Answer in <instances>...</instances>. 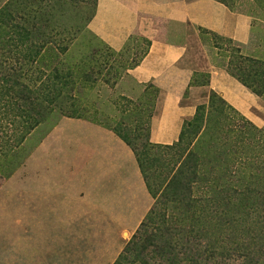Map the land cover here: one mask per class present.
I'll return each instance as SVG.
<instances>
[{
  "label": "trees",
  "instance_id": "obj_1",
  "mask_svg": "<svg viewBox=\"0 0 264 264\" xmlns=\"http://www.w3.org/2000/svg\"><path fill=\"white\" fill-rule=\"evenodd\" d=\"M218 1L230 6L227 0ZM78 2L92 3L88 16L86 5L82 13L77 10ZM253 2L264 9V0ZM96 4L6 0L0 6V116L19 119L10 120L20 129L17 146L54 112L83 119L84 108L75 94L92 91L99 82L110 84L113 78L116 86L147 55L151 42L139 37L146 50L130 64L125 54L110 48L111 60L101 62L96 57L101 49H95L90 59L84 55L74 62L70 52H76L86 32L65 20L87 26ZM54 23L62 31L55 32ZM226 41L232 46L228 73L264 98V61ZM116 64L123 68H114ZM27 66L33 69L25 70ZM149 95L145 91L136 101L123 96V117L115 127L104 125L131 148L154 200L114 264H264V128L211 90L208 102L184 122L176 142L156 144L151 140L155 104L148 102ZM133 115L137 120L127 123Z\"/></svg>",
  "mask_w": 264,
  "mask_h": 264
},
{
  "label": "rangeland",
  "instance_id": "obj_2",
  "mask_svg": "<svg viewBox=\"0 0 264 264\" xmlns=\"http://www.w3.org/2000/svg\"><path fill=\"white\" fill-rule=\"evenodd\" d=\"M5 1L0 0V6ZM227 1L234 9L247 12L253 17L254 45L252 48H243L244 53L264 54V9L253 0ZM78 4H76L77 10L81 13L82 4L87 6L84 16H88L92 3L78 2ZM65 21L70 25L79 24L86 32L84 39H81V46H75L76 52L74 49L72 53L70 52L73 54L74 62H80L79 58L84 55L90 59L95 49H101L96 55L97 58L101 57V62H105L106 57L109 60L113 58L107 56L113 53L106 51L104 42L90 33L88 25L85 26L83 22L79 23L76 20ZM55 22L62 23L58 20ZM59 24H53L55 32L62 31ZM221 39L214 35L206 36L207 42L220 47L218 64L226 66L228 54H232V46ZM80 48L83 51L77 54ZM145 50L146 46L139 36H134L127 47L116 54H125V61L130 64L133 58L137 60ZM114 68H123V65L116 64ZM28 69L33 68L27 66L25 70ZM199 78H196V83L205 81V79L201 80V76ZM121 79L118 80V84L120 83L117 84L118 87L113 84V78L110 84L99 82L92 91L84 89V94L79 92L75 94L80 98L84 108V120L102 124L101 126L115 127L123 117L124 101L121 98L125 89L122 83L124 84L126 78L123 81ZM147 92L150 94L148 102L155 104L156 116L162 109L156 104L157 92L155 88L150 87ZM208 94L210 95V92ZM189 97L193 98L191 95ZM139 98L132 99L135 101ZM249 108L252 110L250 117L239 112L257 127L264 128V99H261L259 106ZM3 117L0 116V264H114L154 204L145 185V191L141 190L142 174L140 175L138 164L136 163L135 167L139 182L137 192L134 194L127 187L128 181L123 176L120 180L116 178L102 180L96 176V172L91 171L87 156L82 154L80 149V141L86 136L82 133H85L86 129L81 124L69 121L78 118H68L54 112L26 139L24 144L17 146L15 138L20 133V129L18 125H11L10 120L19 119L6 120L2 119ZM136 117L137 115L127 117L126 122L132 124L133 120L134 122L137 120ZM160 120L161 117H157L152 121V142L163 145L173 144L178 138L162 137L164 129L159 128ZM62 122H64L63 127ZM60 126L61 129L57 130ZM46 140L48 141L44 147L42 143ZM80 186L93 193L88 194L89 200L84 195L78 205L81 214L86 215L85 217L52 218L54 222L52 226H48V219L42 220V224H38L37 220L36 225H33V211L38 205L34 202V195L36 194L38 200L40 187L41 194L51 196L50 204L62 209V204L68 202L67 194H70L68 197L71 198L69 206L71 203L73 206L77 204L76 190L81 189ZM114 187L115 192L111 191ZM83 194H85L84 190ZM112 198L120 200L112 201ZM95 212V216H92ZM65 219L67 225L64 223Z\"/></svg>",
  "mask_w": 264,
  "mask_h": 264
},
{
  "label": "crops",
  "instance_id": "obj_3",
  "mask_svg": "<svg viewBox=\"0 0 264 264\" xmlns=\"http://www.w3.org/2000/svg\"><path fill=\"white\" fill-rule=\"evenodd\" d=\"M253 23L249 13L218 0H97L96 12L88 24V30L104 42L106 48L116 52L122 51L134 36L151 42L142 62L126 71L122 77V81L126 78L122 83L125 89L122 97L139 98L149 86L158 89L156 104L162 109L153 121L161 117L159 128L164 129L161 136L177 139L186 119L195 115L198 105L208 102L211 90L247 117L252 114L249 107L259 106L261 99H264L231 76L226 66L218 64L220 47L206 40L207 35L213 34L225 42L230 39L242 54L264 61V54H245L243 51L254 45ZM195 76L197 79L201 76V80L205 81L196 83ZM207 81L208 85H204ZM69 121L81 124L86 129L82 133L86 136L80 141V149L87 156L91 171L96 172V176L102 180H120L123 176L128 181L129 190L136 194L139 182L135 167L137 161L131 148L109 128L84 119ZM47 141L42 146L45 147ZM141 180V190L145 191L142 175ZM41 191L38 200L34 195V202L38 205L34 207L33 225L37 220L38 224H42V220L48 219V226H52V218L85 217L78 205L84 195L89 200L88 194H93L81 187L76 190L75 206L72 203L69 206L71 198L67 194L68 202L58 209L50 204L51 196L41 194ZM111 191L115 192V187ZM93 198L96 199L95 196ZM115 199L112 198V201Z\"/></svg>",
  "mask_w": 264,
  "mask_h": 264
}]
</instances>
